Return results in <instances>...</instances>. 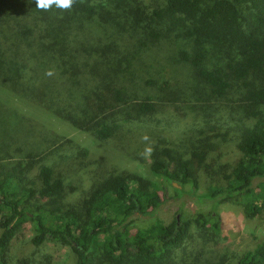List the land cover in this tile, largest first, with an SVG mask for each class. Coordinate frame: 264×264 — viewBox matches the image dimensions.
<instances>
[{"label": "trees", "instance_id": "obj_1", "mask_svg": "<svg viewBox=\"0 0 264 264\" xmlns=\"http://www.w3.org/2000/svg\"><path fill=\"white\" fill-rule=\"evenodd\" d=\"M168 37L190 41L178 51L189 67H172L158 84L146 75L166 78L171 68L139 48ZM168 107L177 119L158 120L177 123L176 138L151 144L150 169L181 185L173 195L108 164L113 139L155 127ZM0 115V264H229L189 241L193 224L220 233L222 203L249 217L264 209V0H76L47 12L35 0H0ZM71 132L108 155L93 161ZM229 141L240 155L226 168L214 152ZM183 195L212 208L191 221L181 202L162 220L163 204ZM140 217L155 219L131 225ZM28 221L32 252L14 258ZM50 242L66 257L47 252ZM231 264H264V238Z\"/></svg>", "mask_w": 264, "mask_h": 264}, {"label": "rangeland", "instance_id": "obj_2", "mask_svg": "<svg viewBox=\"0 0 264 264\" xmlns=\"http://www.w3.org/2000/svg\"><path fill=\"white\" fill-rule=\"evenodd\" d=\"M143 39L144 35L140 34V42ZM166 39L167 40H163L162 42H151L149 39H146V45H140V48L138 47L137 42V47L141 52L146 55L153 56L154 59L160 61L162 64L160 67L161 69L163 68L164 64L171 68V70L168 71V77L166 78L164 77V70L155 72L153 69H151V74L148 73L146 75L145 78L153 77V79L156 80L158 84H162L165 79H171L170 77L172 75V67H189L183 64L181 58L179 57L178 51L180 49H190V41L186 42L182 38L174 40L171 37ZM132 44L135 46L133 41ZM167 109L168 111H166L165 114L153 116V119L150 121L152 125H155V127H152L155 129H157V124L166 125V130L163 132L165 134V138L161 134H158L157 131L154 132L151 127L145 129L136 128L133 134L129 136V139L123 137L120 139V141L118 139H113L114 143L116 144L114 148L115 153L112 155L111 159H108V164H111L113 168L132 171L146 180L164 184L168 188L169 194L173 195L174 190L172 185L179 187L181 185L176 181L173 183L168 181L166 176L154 175L150 169V164L152 161L150 155H143L146 146L157 144L158 142L162 144L167 143L173 140L171 137L176 138L175 135L171 134V131H177V123L174 124L171 121L164 122L163 120H158L163 118L167 120L168 116H171L173 119H177L172 115V113L175 112L174 109L169 107ZM4 117L5 115H0V120L3 121ZM185 119H188L193 123V120L190 116L189 118ZM65 128L70 129L68 127ZM145 135L149 137V140L145 141L142 139ZM68 137H74L73 139H77L80 143H85L87 148L90 150V157L93 159V161L97 158H102L108 155L107 148L105 146L101 145L100 143L96 144L92 140L87 142L86 140L90 139L85 134L71 132ZM219 138L221 139V137ZM174 140L179 142V138ZM225 144L226 145L223 146V150L213 152L222 153V162L226 165V168H230L240 155V151L237 147H235L234 141H229ZM182 151L186 152L185 149ZM203 178L205 179L204 182H206L207 177ZM207 189V184L203 183L199 189V193L204 194ZM181 202H184L185 217L191 221H193L199 212L208 211L212 208L208 202H201L191 195H183L180 198L169 199L165 204H163L158 216L165 222L171 221L175 215L179 214L177 209ZM217 212L221 214L224 219L223 227L220 233L215 234L213 232L207 234L206 232L199 230L197 225L193 224L192 233L194 237L190 239L189 244L190 246L193 244V246L201 248L202 250L203 248L207 247V249L210 250L212 256L217 259L224 258L226 262L231 264L237 260L242 255V253H244L246 249L257 239L264 238V209L259 216L249 217L240 204L226 202L218 206ZM154 219L155 217L136 218L133 220L131 225L137 228L147 227L154 222ZM1 232L2 230L0 228V234ZM32 235V223L28 221L24 224L22 230L13 240L14 258L26 256L32 252L31 247H28L27 250L24 249L26 246L25 243L32 237ZM45 249L50 254L54 255L55 258H65L69 252L67 247L51 242L48 243Z\"/></svg>", "mask_w": 264, "mask_h": 264}, {"label": "clouds", "instance_id": "obj_3", "mask_svg": "<svg viewBox=\"0 0 264 264\" xmlns=\"http://www.w3.org/2000/svg\"><path fill=\"white\" fill-rule=\"evenodd\" d=\"M75 2L76 0H35V5L37 9L45 12L51 11L53 7L62 11H68L73 7ZM46 75H53L52 70H49ZM142 139L147 141L149 140V137L145 135ZM152 151V146L148 145L145 147L143 155L148 156Z\"/></svg>", "mask_w": 264, "mask_h": 264}, {"label": "water", "instance_id": "obj_4", "mask_svg": "<svg viewBox=\"0 0 264 264\" xmlns=\"http://www.w3.org/2000/svg\"><path fill=\"white\" fill-rule=\"evenodd\" d=\"M179 217V216H178Z\"/></svg>", "mask_w": 264, "mask_h": 264}]
</instances>
